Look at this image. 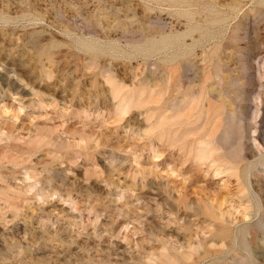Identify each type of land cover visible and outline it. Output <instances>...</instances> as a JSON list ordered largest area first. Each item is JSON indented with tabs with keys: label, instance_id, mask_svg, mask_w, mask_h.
<instances>
[{
	"label": "rangeland",
	"instance_id": "rangeland-1",
	"mask_svg": "<svg viewBox=\"0 0 264 264\" xmlns=\"http://www.w3.org/2000/svg\"><path fill=\"white\" fill-rule=\"evenodd\" d=\"M174 1L0 0V264L264 262V0Z\"/></svg>",
	"mask_w": 264,
	"mask_h": 264
},
{
	"label": "bare ground",
	"instance_id": "bare-ground-1",
	"mask_svg": "<svg viewBox=\"0 0 264 264\" xmlns=\"http://www.w3.org/2000/svg\"><path fill=\"white\" fill-rule=\"evenodd\" d=\"M189 2H188V0H183V1H177V0H175L174 1V6H176V7H185L186 6V4H188ZM154 44V43H153ZM166 44H168L167 43V39H163V41H162V45H166ZM251 238H252V236H251ZM254 240V239H253ZM252 242V241H251ZM260 257H262L263 259H264V254H262V255H260ZM261 264H264V262L262 263L261 262Z\"/></svg>",
	"mask_w": 264,
	"mask_h": 264
}]
</instances>
